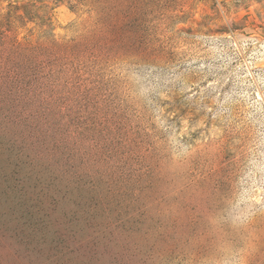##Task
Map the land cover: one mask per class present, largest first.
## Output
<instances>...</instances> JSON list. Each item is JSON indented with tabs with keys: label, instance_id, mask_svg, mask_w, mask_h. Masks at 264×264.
Here are the masks:
<instances>
[{
	"label": "rangeland",
	"instance_id": "374dc122",
	"mask_svg": "<svg viewBox=\"0 0 264 264\" xmlns=\"http://www.w3.org/2000/svg\"><path fill=\"white\" fill-rule=\"evenodd\" d=\"M0 264H264V0H0Z\"/></svg>",
	"mask_w": 264,
	"mask_h": 264
}]
</instances>
